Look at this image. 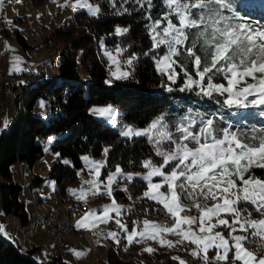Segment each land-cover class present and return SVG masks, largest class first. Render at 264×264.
I'll list each match as a JSON object with an SVG mask.
<instances>
[{
    "label": "snow or ice",
    "instance_id": "1",
    "mask_svg": "<svg viewBox=\"0 0 264 264\" xmlns=\"http://www.w3.org/2000/svg\"><path fill=\"white\" fill-rule=\"evenodd\" d=\"M132 2L139 5L144 11V18L151 21L146 28L152 48L144 55L152 56L156 71L166 76L167 81L175 84L182 73L184 83L179 91H195L197 96L209 99L224 97L222 101L216 102L221 108L235 109L241 119H246V116L240 110L250 106L261 108L259 115L264 117V26L250 22L251 11L257 6L264 10V0H160L164 10L156 19L149 14L156 6L154 0ZM108 3L116 8V0H108ZM127 3L129 0H123L120 4L123 12L129 11L124 7ZM61 7H71L74 13L86 10L92 17L101 12L100 6L91 4L89 0H65ZM116 14L122 13L117 10ZM114 31L116 35H123L130 29L117 26ZM100 43L103 48V40ZM161 46L166 49L163 55L157 54ZM121 51L124 50L117 48V52ZM105 54L114 63H118L110 52L105 50ZM181 57L191 64L194 76L198 79L190 74L188 65L181 61ZM136 59L137 56L133 54L125 63L132 68ZM21 63L20 57H13L10 74L12 71H20ZM110 76L115 80H125L131 78L132 72L118 69L111 72ZM219 76L227 81L226 86L214 82V78ZM247 78L252 82H248ZM112 82V79L105 80L107 85H112ZM163 87L169 93L173 91L168 83H164ZM40 106L44 107V101L40 102ZM89 111L115 125L113 118L116 110L112 105L94 107ZM196 124L197 121L191 116L182 117L173 125L176 135L169 131L164 115L154 118L144 129L123 126L119 133L122 137L146 136L161 162L152 159L141 161V166L147 170L143 175L125 173L117 165L115 172L108 175L104 191L101 192V181L98 178L104 162L92 161L88 156H83L81 159L94 171L95 178L85 182L89 185L87 189H69L70 195H76L81 200L89 193L113 197L112 185L118 176L129 182L139 177L147 182V190L139 199L146 197L162 205L172 219L170 224L146 219L141 222L142 226H134L129 232L128 226L120 219L123 206L112 198V202L103 205L99 212L97 209L86 212L76 222V227L91 230L97 223L114 220L120 231L126 234L128 244L138 242L136 238L139 237L156 240L161 246L174 247L172 241L163 239L161 235L171 233L180 237L175 243L187 241L195 245L190 255L198 258L202 264H264V178L251 174L245 177L252 168L264 169V128H253L249 135L246 132L230 131L228 127H218L212 118L201 117L198 131L193 130ZM7 126L8 120L5 118L3 127ZM54 139L50 138L49 143ZM165 143L171 147H163ZM108 153L109 149L105 148L104 155ZM55 155L60 156L59 153ZM62 162L65 165L71 164L67 159ZM153 177L161 179L154 182ZM122 190L128 191L127 187ZM184 199L190 201V204L184 205ZM209 200L215 203L208 206ZM240 203L251 205L252 210L247 207L241 209L238 207ZM192 209L198 215H180ZM124 211L130 212L132 209ZM112 213H115V217ZM221 213L229 218H221ZM89 217L95 223H86ZM185 225L186 228L183 227ZM220 226L228 231H215ZM3 233L4 229L0 226V234ZM118 237V232L110 231L106 238L119 244ZM249 245H255V251L250 250ZM210 249L216 250L215 256H209ZM72 251L78 258L85 254ZM143 251L152 253L155 250L146 247ZM172 259L178 260L179 264H187L179 257Z\"/></svg>",
    "mask_w": 264,
    "mask_h": 264
},
{
    "label": "trees",
    "instance_id": "2",
    "mask_svg": "<svg viewBox=\"0 0 264 264\" xmlns=\"http://www.w3.org/2000/svg\"><path fill=\"white\" fill-rule=\"evenodd\" d=\"M43 1L46 0H33L37 4ZM98 2L101 8L98 16L92 17L83 10L77 11L66 24L54 28L45 36L43 45L46 48L57 43L62 44L58 60L59 76L37 81L35 84L28 79L26 88L32 83L31 87L24 90L16 99L17 102L22 101V107L16 109L13 120L0 132L2 202L0 208L7 214L18 217L21 224H26L28 221L24 203L19 199L23 184L14 181L11 167L20 161L32 167L42 156L41 144L35 140V136L39 133L56 135L51 148L60 156L56 157L49 173L56 180L57 192L64 191L76 178V169L82 166L81 156L84 154L104 159L102 175L117 164H120L124 170H135L146 157L157 163L161 161V158L155 155L153 145L146 136L122 137L115 128L89 113L90 104H113L118 109L117 122L120 124L145 126L155 117L164 115L165 121L169 124V131L173 135H176L173 125L184 116H191L197 121L193 126L194 131H198L201 117L214 119L218 127H228L230 131L246 132L249 135L253 128H264V117L259 115L261 111L259 107L250 106L248 109L240 110L246 116V119H241L235 109L221 108L216 102L222 101L224 97L209 99L197 96L195 91H179L184 80L182 73L173 84V91L171 93L165 91L163 84L167 81L166 76L156 71L151 55H144L152 48V41L146 28L151 21L144 18V11L132 0L124 4V7L129 9L128 12L120 9L123 0H116V8L111 7L108 0H98ZM154 4L156 6L149 14L156 19L164 9L160 0H154ZM117 10L122 14L117 15ZM116 24L124 25L130 31L116 35L113 32ZM104 34L107 35L105 42L108 47L119 45L124 50L125 56L133 54L137 56L131 68L130 79L117 80L112 85L105 84L107 67L99 50V39ZM15 38L23 47L28 46L22 34L16 33ZM181 61L188 65L190 74L194 76L191 64L183 57ZM82 69L87 72V80L81 79ZM214 82L227 85V81L222 76L214 78ZM52 95L56 99L51 100L46 106L49 107L51 115L48 117L49 122H45L35 116L31 110L38 96ZM163 147L168 148L171 145L165 143ZM105 148L109 149L107 156L104 155ZM63 157H67L71 164L65 165L61 161ZM249 174L264 178V169L252 168L245 177ZM41 181L42 178L35 174L29 187L37 186ZM145 186V181L134 179L126 186L127 192L116 186L114 188L115 198L119 201L136 198L135 203L129 207L132 211L124 214V220L129 228L134 225L133 222L140 224L144 218L166 219L167 217L161 205L155 201L146 197L139 199ZM57 192L54 193V197L57 202L58 200L62 202L63 197ZM238 207L252 210V206L245 203H240ZM253 214L258 216L256 213ZM109 224L114 223L110 221ZM186 258L188 264H202L198 258L191 255H187ZM106 261L108 264H179L178 260H173L172 256L165 252L147 253L140 250L139 243L125 245L123 239L116 246L109 245ZM0 264L69 263L62 260L61 256L47 262L35 263L29 253H23L18 245L0 236Z\"/></svg>",
    "mask_w": 264,
    "mask_h": 264
},
{
    "label": "rangeland",
    "instance_id": "3",
    "mask_svg": "<svg viewBox=\"0 0 264 264\" xmlns=\"http://www.w3.org/2000/svg\"><path fill=\"white\" fill-rule=\"evenodd\" d=\"M70 2H74V0H70ZM89 2L93 5H99L98 0H89ZM65 3V0H46L41 3H35L33 0H20L18 3L17 0H2L0 2V73L7 74L9 78L11 79L13 85H15V88L12 89L10 96L4 95V90L2 88L1 93V102H0V128H2L3 125H1V119L3 115V111L5 112V118L7 120H10V122L15 117V111L20 106L22 107V101L19 102L16 101L17 97L20 96V94L23 93L24 90L31 87L32 83L35 84L37 81H41L44 79L49 78H55L58 75V60L59 55L62 49V44L57 43L51 47L46 48L43 45V40L45 36L49 35V33L56 27H59L61 25L66 24L71 16L73 15V11L71 7H61ZM81 11V10H78ZM87 12L86 10H83ZM250 22L253 25H261L264 26V10L260 9L258 6L255 10L251 11L250 13ZM119 26L121 28H126L124 25L116 24L115 28ZM163 26V25H162ZM115 33V31H113ZM16 33L22 34L28 46L23 47L15 38ZM107 38V35H102L99 39V50L103 58L106 62L107 67V75L105 80L112 79V84L117 81L113 79L110 76V73L113 71H117L118 69L120 71H131V68L128 67V65L125 63L126 60H128L132 55H124V51L117 52V48L122 49L119 45H116L114 47H108L106 45L105 39ZM2 40V41H1ZM101 40H103L104 45L103 48H101ZM7 45V47H5ZM105 50L111 53V55L115 58V61L118 63H114L112 60L109 59V57L105 54ZM163 51H166L164 49V46H161L160 49H157V54L163 55ZM13 57H20L22 60V63L19 65L20 71H12L10 74V68L12 67V60ZM154 61V60H153ZM155 64V63H154ZM184 78V77H183ZM197 78L198 77H195ZM29 81H32L31 85L25 88L22 91V85L28 84ZM81 79L87 80L88 75L86 70L82 69L81 71ZM248 82H252L250 78H247ZM167 80V77H166ZM1 81V80H0ZM171 87H173V84H171L170 81H166ZM184 80L182 82L183 86ZM4 84V83H3ZM17 85V86H16ZM23 85V86H24ZM226 86V85H225ZM66 93V90L65 92ZM64 95V94H63ZM55 96H38L32 107V113L35 116H38L45 122H49V115H51L50 112L47 111V104L51 102V100H55ZM252 99V97H251ZM44 101V107L42 108L40 106V102ZM6 104V105H5ZM108 105H112L116 110V116L113 118L115 121V125L113 123L109 122L108 119L104 117H100L97 115H94L90 113V109L94 107H106ZM89 113L95 117L96 119L102 121L105 124H108L115 128L119 133L123 126L129 125L132 126L135 129H144L146 128L149 123L153 120H151L147 125L145 126H135L132 124H120L117 122V113L118 109L113 104H90L88 107ZM156 118V117H155ZM1 132V131H0ZM55 137L56 135L54 133L50 134H37L35 136L36 142L41 144L43 154L42 156L37 159L32 167H30L26 162L20 161L16 162L12 165L11 170L13 174L14 181H20L23 184L22 191L19 195V199L25 204V210L27 212L28 221L26 224H21L20 219L13 214H7L5 211H0V224L5 223L8 218H14L15 224L20 228L19 232L15 233V236L21 235L23 236L22 239L26 243H23L25 245H30L31 241L35 244H37L38 248L34 251V253H31V259L35 263L40 262H47L49 260H52L54 257L61 256V259L66 260L69 259L71 264H108L106 261V254L108 252V247L110 244L118 245L114 240L107 237V233L110 231H115L119 233V240L123 239L125 241V245H128L127 240L125 238L126 234L124 232H121L118 226L115 224L114 220L113 225H110V221L108 223H97L95 227L91 228V237L95 243L96 251H91L89 244L83 243L82 239H77V237L71 238L72 244L70 247H68V243H63L64 245V251L61 252L58 250L52 243H50L49 239L46 234L45 226H43V222L41 220H38L33 215L34 208H40L39 210L42 212L50 213L52 211H61L62 209L68 210L66 206H69L70 210L74 211L75 215V223L80 220L82 216L86 212H88L90 209H97L99 212L102 209V206L105 204H110L112 202V198L115 199L116 203L118 205L123 206L122 212H121V221L127 225V223L124 220V214L126 211L124 209L129 208L132 206L136 198H130L127 201H119L115 198L114 195V188L115 186L119 189L125 188L130 182L126 180V178L123 177H117L116 182L112 185L113 188V197H108L107 195H92L89 193L87 197L84 200L78 199L76 195H70L69 189H76L80 190L81 188L87 189L89 187L88 184H86V181L92 180L95 178L94 171L81 159L82 166L76 169V178L68 185L64 191H55L57 188V183L55 178L49 173L52 169L53 164L56 161V153L52 150L51 145L53 140L49 143L50 138ZM83 156H88L90 160L92 161H103L104 159L102 157L93 158L89 154H84ZM64 159L69 160L67 157H63L61 161ZM150 159L149 157L144 158ZM142 160V161H143ZM43 161L45 162V166L48 167V170L44 169ZM70 161V160H69ZM161 162V161H160ZM159 163V162H158ZM120 166V168L125 173H140L141 175L146 173V169H144L141 165L135 169V170H124L120 164H117ZM113 167L110 170H107L102 175V168L100 169V177L98 178L101 181L100 185V191H104V184L107 183V177L110 173L115 172L116 167ZM23 171V175L21 170ZM79 172V175L77 173ZM35 174L39 175L42 178V181L39 185L34 187H29L31 180L34 179ZM134 179H141L139 177H134ZM161 178L159 177H153L154 182H159ZM24 180V182H22ZM142 180V179H141ZM27 182V185L24 183ZM239 183V181H237ZM145 188L143 190H147V182L145 181ZM29 187V188H28ZM164 191L165 189H161ZM57 192L59 195L63 197L62 202L52 203L51 197L52 194ZM36 193L40 194V197L42 198L40 201H38L36 197ZM69 197L73 198L72 201L69 199ZM50 198V199H49ZM36 201L37 205H36ZM51 202V203H50ZM182 203L184 205H189L190 201L187 199L182 200ZM215 201L209 200L207 201V205L211 206L214 204ZM53 205V208L46 211L49 206ZM0 206H2L1 202V193H0ZM87 206V207H85ZM162 207V205H161ZM67 208V209H66ZM165 214L167 215L166 219H148L144 218L143 220H150L161 224H170L172 222L171 217L169 214H167L166 210ZM113 217H115V213L111 214ZM181 216H193L198 215L197 211L195 209H192L191 211L185 210L184 212L180 213ZM221 218L228 219L226 214L221 213ZM142 220V221H143ZM213 222H215V218L213 219ZM13 222L8 223L7 227H10ZM86 223H95V221L92 220L91 217H89V220L86 221ZM6 224V225H7ZM134 226H142V224H135ZM131 228L128 227L129 232L131 231ZM183 227H187L186 225ZM193 227H196L195 225ZM25 229L27 232H25ZM89 230L88 228H85ZM215 231H220L222 233H226L228 230L225 229L223 226H220L215 229ZM241 234V233H236ZM72 235V234H71ZM83 235V234H81ZM163 239L172 241L175 246L174 247H168L167 245L161 246L160 243L156 240L152 239H140L139 237L136 238L140 245V250H143L146 247H151L155 251H162L166 254H169L172 257H179L181 260H184L187 262V255H190V250L195 248V245L191 244L190 242L185 241L184 243H175L176 241L180 240V237L178 235H174L171 233L168 234H161ZM69 236V235H68ZM67 236V237H68ZM84 236V235H83ZM86 237V236H85ZM88 238V237H87ZM66 239V238H65ZM51 240V239H50ZM36 241L38 243H36ZM33 245H31L32 247ZM30 247V248H31ZM250 250L255 251V245H250ZM75 250L77 252H83L84 255L80 256L79 258L73 254V251ZM154 251V252H155ZM63 253V254H62ZM216 250L210 249L209 250V256H215ZM139 257L138 255H136ZM218 264H223V262H217ZM234 264H239V262H234Z\"/></svg>",
    "mask_w": 264,
    "mask_h": 264
},
{
    "label": "bare ground",
    "instance_id": "4",
    "mask_svg": "<svg viewBox=\"0 0 264 264\" xmlns=\"http://www.w3.org/2000/svg\"><path fill=\"white\" fill-rule=\"evenodd\" d=\"M29 1V0H28ZM4 76L5 74L2 75V72L0 73V93H2V88H3V80H4ZM25 84V83H24ZM22 91L26 88V85H22ZM49 107H47V111L49 112ZM44 169L48 170V167L46 166H42ZM49 171V170H48ZM25 185H27V182L24 183ZM29 188V187H28ZM36 197L39 198V194L36 193ZM50 199V198H49ZM51 202L52 203H56V199L54 197V194H52V197H51ZM50 202V203H51ZM67 209V208H66ZM0 211H1V208H0ZM33 215L36 219L38 220H41L44 225H45V229H46V233L48 235V237L51 239V242L52 244L58 249L60 250L61 252L64 251V241H65V238L71 234H80L81 233H77V229L76 228H72L70 227V225L68 224L69 222V217L71 216H75L74 215V211L73 210H64L62 209L61 211H52L50 213H46V212H42L40 211L38 208H34L33 210ZM49 217H54V222L56 223V227L58 229V232H59V235L61 236L60 238V247H57V242H56V239L54 236L52 235H49V232H50V224L48 223L49 221ZM85 236V235H84ZM63 250V251H62ZM63 254V253H62Z\"/></svg>",
    "mask_w": 264,
    "mask_h": 264
},
{
    "label": "crops",
    "instance_id": "5",
    "mask_svg": "<svg viewBox=\"0 0 264 264\" xmlns=\"http://www.w3.org/2000/svg\"><path fill=\"white\" fill-rule=\"evenodd\" d=\"M2 41V40H1ZM15 86V85H14ZM17 86V85H16ZM6 105V104H5ZM0 106H2V105H0ZM0 110H1V108H0ZM4 113H3V115L1 116L2 117V119H1V125H3V121H4V119H5V112H7V108H6V110H4L3 111ZM9 123H10V120H8V125H9ZM2 128L3 129H5L3 126H2ZM19 170H21V168L19 169ZM21 172H22V175H23V171L21 170ZM22 182H24V180H22ZM42 198L40 197V194H39V198L37 199L38 201H40ZM71 200L72 201V199L73 198H71V197H69L67 200ZM38 201H36V205H37V202ZM71 205H69V206H66L68 209H69V207H70ZM24 207H25V204H24ZM38 208V207H37ZM53 208V205H51V206H49L48 207V209L46 210V211H48V210H50V209H52ZM38 209H40V208H38ZM41 210V209H40ZM43 211V210H42ZM15 219L14 218H8V220L5 222V223H2V224H0V226H2L3 227V229H4V233L3 234H0V236L3 238V239H5V240H7V241H9V242H11V243H14V244H16V245H18V247H19V249L23 252V253H29V255L31 256V253H34V251L38 248V246H37V244H35V243H33L32 241L30 242V243H32V244H28V245H25V244H23V243H26L25 241H23V239H22V237L23 236H21V235H18V236H15V233H17V232H19V230H20V228H18V226L14 223L15 221H14ZM7 222L8 223H11V222H13L12 223V225L10 226V227H7L8 226V224H7ZM7 224V225H6ZM43 226H45L44 225V223H43ZM75 227H76V223H75ZM76 229H79V228H77L76 227ZM46 230V229H45ZM90 231V230H89ZM25 232H27V230L25 229ZM46 232V231H45ZM92 232V231H91ZM47 234V233H46ZM77 237V239H82V241H83V243H86V244H89V247H90V249H91V251L93 250V251H96V247H95V243H94V241H93V239H92V237H91V235H90V237L89 238H87V237H85V236H83V235H80V234H72L71 236L69 235L68 237H66V239H65V243H68V247H70L71 246V244H72V241H71V238H73V237ZM47 237H48V235H47ZM49 238V237H48ZM49 241H50V243H52L51 242V240L49 239ZM36 243H38L37 241H36ZM31 245H33L32 247H31ZM31 247V248H30ZM33 249V250H32ZM31 250V252H29ZM92 251V252H93ZM63 260V259H62ZM64 261H66V262H68L69 264H71L70 263V260L69 259H66V260H64Z\"/></svg>",
    "mask_w": 264,
    "mask_h": 264
},
{
    "label": "built area",
    "instance_id": "6",
    "mask_svg": "<svg viewBox=\"0 0 264 264\" xmlns=\"http://www.w3.org/2000/svg\"><path fill=\"white\" fill-rule=\"evenodd\" d=\"M3 83H4L3 84L4 95L5 96H10L11 95V91H12V89L15 88V86L13 85L11 79L9 78V76L7 74H5V76H4ZM43 165L45 166V162L44 161H43ZM85 207H87V206H85ZM74 218H75V216L69 217L68 224L72 228H76L75 227V219ZM48 223L50 224V232H49V235H52V236L55 237L56 242H57V247H59V248L62 249V247H60V238H61V236L59 235L58 229L56 227V223L54 222V217H49ZM77 233H81V234L85 235L88 238L91 235V231H89L87 229H84V228L77 229Z\"/></svg>",
    "mask_w": 264,
    "mask_h": 264
}]
</instances>
